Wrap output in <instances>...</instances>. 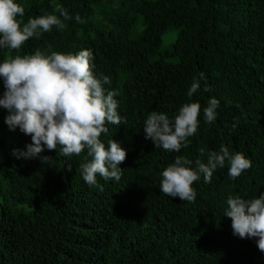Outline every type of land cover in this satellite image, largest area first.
I'll use <instances>...</instances> for the list:
<instances>
[{
  "label": "trees",
  "instance_id": "trees-1",
  "mask_svg": "<svg viewBox=\"0 0 264 264\" xmlns=\"http://www.w3.org/2000/svg\"><path fill=\"white\" fill-rule=\"evenodd\" d=\"M0 264H264V0H0Z\"/></svg>",
  "mask_w": 264,
  "mask_h": 264
},
{
  "label": "rangeland",
  "instance_id": "rangeland-1",
  "mask_svg": "<svg viewBox=\"0 0 264 264\" xmlns=\"http://www.w3.org/2000/svg\"><path fill=\"white\" fill-rule=\"evenodd\" d=\"M175 39V35L172 31H167L162 36V45L163 47H168L172 41Z\"/></svg>",
  "mask_w": 264,
  "mask_h": 264
}]
</instances>
